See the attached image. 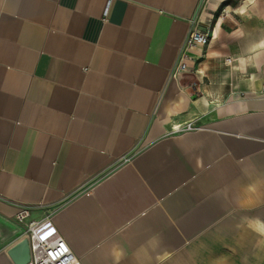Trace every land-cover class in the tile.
<instances>
[{"label": "crops", "instance_id": "obj_1", "mask_svg": "<svg viewBox=\"0 0 264 264\" xmlns=\"http://www.w3.org/2000/svg\"><path fill=\"white\" fill-rule=\"evenodd\" d=\"M21 207L79 264H264V0H0V264Z\"/></svg>", "mask_w": 264, "mask_h": 264}, {"label": "built area", "instance_id": "obj_2", "mask_svg": "<svg viewBox=\"0 0 264 264\" xmlns=\"http://www.w3.org/2000/svg\"><path fill=\"white\" fill-rule=\"evenodd\" d=\"M200 21L197 16L190 20V29L180 50L179 58L170 73V79L176 80L177 67L181 65L180 55L188 47L204 48L208 46L213 39L212 31L202 30L199 25ZM229 62V59H228ZM198 127L194 123L189 122L180 125L178 130L172 129L173 133L193 131ZM29 209L21 207L16 213L14 220L18 225L23 226L24 238L28 240L30 250V264H79L78 259L73 254L72 249L62 239L57 237L53 241H46L40 235L42 227L49 223V217L41 220H29Z\"/></svg>", "mask_w": 264, "mask_h": 264}, {"label": "rangeland", "instance_id": "obj_3", "mask_svg": "<svg viewBox=\"0 0 264 264\" xmlns=\"http://www.w3.org/2000/svg\"><path fill=\"white\" fill-rule=\"evenodd\" d=\"M208 4L204 3L202 5V8L200 9V12L203 13L205 9H207ZM204 8V9H203ZM204 15L200 14L199 21L201 22L199 27H206V25H210V22L214 20V17H211L210 13H208V11L206 10L204 12ZM202 16V19H201ZM209 27V26H208ZM186 58L187 60L190 59L191 60V55L185 53V51L180 55V63L182 62V59ZM193 61V60H192ZM194 63V62H193ZM199 65L200 63H196L194 66H189L187 64V62H183L181 63V65H179V67H177V79L182 83L184 88H188L191 89L192 86V80H191V74L194 72L195 74H197V71L199 70ZM196 97V96H194Z\"/></svg>", "mask_w": 264, "mask_h": 264}, {"label": "water", "instance_id": "obj_4", "mask_svg": "<svg viewBox=\"0 0 264 264\" xmlns=\"http://www.w3.org/2000/svg\"><path fill=\"white\" fill-rule=\"evenodd\" d=\"M199 7L196 11V14L199 10ZM9 255L13 258L16 264H28L30 261V250L28 240L26 238L20 240L13 248L10 249Z\"/></svg>", "mask_w": 264, "mask_h": 264}, {"label": "bare ground", "instance_id": "obj_5", "mask_svg": "<svg viewBox=\"0 0 264 264\" xmlns=\"http://www.w3.org/2000/svg\"><path fill=\"white\" fill-rule=\"evenodd\" d=\"M192 49H193V47H188V48H186V50H185L186 55H187L188 53H190V52L192 51ZM183 62L186 63V62H188V60H187L186 58H183L181 63H183ZM179 127H180V125L172 126V129L178 130ZM172 129H171V131H172Z\"/></svg>", "mask_w": 264, "mask_h": 264}]
</instances>
